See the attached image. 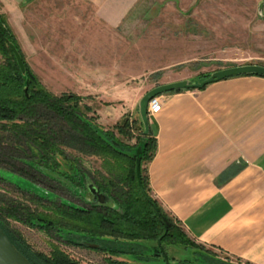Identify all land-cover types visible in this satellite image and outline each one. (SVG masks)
Returning <instances> with one entry per match:
<instances>
[{
	"label": "rangeland",
	"instance_id": "rangeland-1",
	"mask_svg": "<svg viewBox=\"0 0 264 264\" xmlns=\"http://www.w3.org/2000/svg\"><path fill=\"white\" fill-rule=\"evenodd\" d=\"M125 5L124 16L110 19L89 0H44L29 8L23 20L25 34L19 38L45 86L56 95L82 96V105L91 107L83 118L104 130L114 129L126 115L131 123L139 121V101L157 85L184 79L200 82L215 70L238 64L264 65V0H128ZM51 120L60 132L61 152L49 165L67 183L44 174L34 144L4 137L0 127V174L13 181L0 182V194L31 209H42L38 202L43 199L80 208L91 203L116 207L92 181L103 171L102 158L77 145L79 135L68 124L56 116ZM138 134L132 127V136L121 140L137 150L143 144L137 143ZM149 162L141 165L147 180ZM18 167L30 174L22 175ZM65 176L79 183L70 185ZM8 221L34 249L49 253L56 244L82 264H110L109 257L123 264H247L189 237L188 245L165 242L161 247L150 239L97 237L125 244L122 253L111 255L96 249L99 243L91 242L88 233L49 231L37 221L34 226L20 219ZM71 233L83 245L68 243Z\"/></svg>",
	"mask_w": 264,
	"mask_h": 264
},
{
	"label": "crops",
	"instance_id": "crops-1",
	"mask_svg": "<svg viewBox=\"0 0 264 264\" xmlns=\"http://www.w3.org/2000/svg\"><path fill=\"white\" fill-rule=\"evenodd\" d=\"M43 1L0 0L18 40L29 8ZM89 1L110 19L128 8V0ZM160 96L162 110L149 117L157 140L147 174L152 196L194 242L264 264V76Z\"/></svg>",
	"mask_w": 264,
	"mask_h": 264
},
{
	"label": "trees",
	"instance_id": "trees-1",
	"mask_svg": "<svg viewBox=\"0 0 264 264\" xmlns=\"http://www.w3.org/2000/svg\"><path fill=\"white\" fill-rule=\"evenodd\" d=\"M11 42L16 45L23 56L26 66L25 73L22 72L17 62L10 46ZM0 56L2 59L0 61L1 135L34 144L41 155V163L45 167L44 174L50 179L64 182L58 173L51 170L49 165L54 159L53 155L58 151L61 152L58 146L60 132L56 130V122L51 120L56 116L60 122L68 124L69 128L79 135L77 145L87 149L94 156L102 158L103 171L91 179L96 187L112 197L117 205L111 207L91 203L88 207L80 208L66 202L57 204L43 199V202L37 201L42 205V209L38 207L31 209L30 206L14 198H6L0 194V225L32 264L82 263L56 244L52 245L49 253L34 249L18 230L10 226L8 219H20L32 226L37 221L39 227L49 231L58 229L73 231L72 233H88L91 236V242L99 243L96 249L111 255L122 253L125 244L108 242L103 239L97 240L100 239L97 237L110 236L114 239L127 240L150 239L159 241L160 247L165 242L183 245L191 243L184 230L175 224L158 200L151 195L149 182L144 169L141 168L142 185L150 200L143 194L136 174L135 146L121 140V137L130 138L132 136V127L138 130L137 143L143 141L144 144L141 156V165H143L151 160L156 152L157 140L153 130L148 135H144L142 120L134 119L131 123L127 115L114 125V129L110 130H104L84 119L91 111V107L82 105L83 97L76 93L56 95L45 86L40 76L28 63L17 34L1 7ZM180 90L183 89L173 91ZM16 171L21 172L22 175L30 174L26 168L18 167ZM65 177L68 178L70 185L79 183L76 177ZM0 182L13 183L1 174ZM30 198L33 199V196ZM67 241L83 245L75 235ZM107 260L110 264H123L111 257Z\"/></svg>",
	"mask_w": 264,
	"mask_h": 264
},
{
	"label": "water",
	"instance_id": "water-1",
	"mask_svg": "<svg viewBox=\"0 0 264 264\" xmlns=\"http://www.w3.org/2000/svg\"><path fill=\"white\" fill-rule=\"evenodd\" d=\"M10 46L14 52V55L17 59V62L22 72L25 73L26 66L22 54L20 53V51L18 50V48L14 43L11 42ZM237 75L263 76L264 65L257 63L233 65L226 68L215 70L208 77H206L200 82L184 79V80H178V81L160 84L150 89L142 96V98L139 101V111L144 126V130H143L144 135H148L151 132L150 118L148 115V104L153 97L178 89H192V88L203 89L208 84ZM143 147L144 144H141L136 150V156H137L136 174L143 194L146 196L148 200H150L149 196L147 195L142 185L141 156L143 153ZM100 202L102 203V201ZM0 264H32L30 260L16 247V245L13 243V241L10 239V237L8 236V234L5 232V230L2 228L1 225H0Z\"/></svg>",
	"mask_w": 264,
	"mask_h": 264
},
{
	"label": "built area",
	"instance_id": "built-area-1",
	"mask_svg": "<svg viewBox=\"0 0 264 264\" xmlns=\"http://www.w3.org/2000/svg\"><path fill=\"white\" fill-rule=\"evenodd\" d=\"M163 99L160 95L153 97L148 104V115L152 116L162 110Z\"/></svg>",
	"mask_w": 264,
	"mask_h": 264
},
{
	"label": "flooded vegetation",
	"instance_id": "flooded-vegetation-1",
	"mask_svg": "<svg viewBox=\"0 0 264 264\" xmlns=\"http://www.w3.org/2000/svg\"><path fill=\"white\" fill-rule=\"evenodd\" d=\"M162 250V252H163V254H164V250L163 249H161Z\"/></svg>",
	"mask_w": 264,
	"mask_h": 264
}]
</instances>
